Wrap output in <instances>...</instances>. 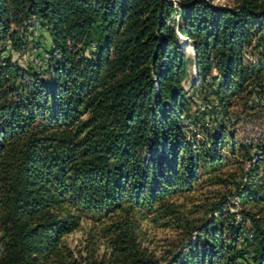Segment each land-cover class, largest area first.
<instances>
[{"label": "trees", "instance_id": "1", "mask_svg": "<svg viewBox=\"0 0 264 264\" xmlns=\"http://www.w3.org/2000/svg\"><path fill=\"white\" fill-rule=\"evenodd\" d=\"M235 1L0 0V264H82L64 239L86 220L102 225L111 252L85 264H163L142 248L137 215L181 225L174 199L222 171L227 148L244 158V187L168 264L248 260L237 249L243 222L227 208L234 197L249 208L248 242H259L253 263H264V217L251 210L264 204V145L239 149L226 127L207 134L204 123L231 121L234 99L264 98V0ZM34 19L52 48L42 67L23 68L4 53L27 48ZM180 35L195 54L194 90L214 100L203 110L183 86ZM250 49L258 62L246 60Z\"/></svg>", "mask_w": 264, "mask_h": 264}, {"label": "rangeland", "instance_id": "2", "mask_svg": "<svg viewBox=\"0 0 264 264\" xmlns=\"http://www.w3.org/2000/svg\"><path fill=\"white\" fill-rule=\"evenodd\" d=\"M215 7L234 6L235 0H207ZM175 26L180 22L177 15L173 17ZM28 38V45L25 50L16 51L8 45L4 56H11L14 62H17L21 67L27 68L32 66L40 68L45 63L47 54L52 48V40L49 30L42 23L34 19L31 21L28 31L25 32ZM186 39V41H184ZM181 44L185 50L188 59L187 72L183 80V86L189 96L194 98L195 106L202 109L206 106L207 101L204 98H209V91L201 89L194 90V85L197 81L198 72L195 70L194 53L190 41L186 37L180 35ZM187 42V43H186ZM248 62H258L260 52H255L250 49L247 52ZM206 100V99H205ZM213 102V99H207ZM231 121H228L222 114L207 118L205 128L208 132L218 129L222 126L228 130V136L234 137L236 146L241 149L243 146L247 148L264 145V98L257 94L242 98L234 99V107L231 109ZM203 132V131H202ZM198 132L195 138L197 141H203L204 133ZM229 158L228 165L216 174L205 173L200 181L194 186L191 192L183 193L181 196L174 199L176 206L181 207L180 210L187 215L182 216L181 225L170 224L167 217H159V213L146 214L145 219L137 215L138 225L140 226V242L142 248H145L148 253L163 261V264L168 262L180 252L186 253L191 242L196 241L198 234L197 226L211 216L212 208L220 202L224 197H231L235 192L236 185L240 184L244 179L245 161L241 154L234 157L227 148L225 151ZM264 175V169L261 171ZM233 200L227 205L230 213L235 215L236 224L243 222L244 236L241 237V243L238 244V250L247 253L246 259H239L235 264H254L253 259L256 258L259 252V242L250 243L247 237L252 233L255 234V229L247 218L240 205L234 206ZM234 210V211H231ZM253 213H260L259 216L264 217V204L251 209ZM258 216V217H259ZM244 218L246 219L244 221ZM186 219L189 222L185 223ZM193 221V222H192ZM192 222V223H190ZM100 223H93L88 220L82 222L80 228L64 239V244L74 255L77 262L85 264L93 260H101L108 258L110 249L108 248V238L101 231ZM228 238L230 236L228 235ZM256 238V234H255ZM253 244V245H251ZM1 251V243H0ZM231 264V263H228ZM264 264V263H262Z\"/></svg>", "mask_w": 264, "mask_h": 264}, {"label": "built area", "instance_id": "3", "mask_svg": "<svg viewBox=\"0 0 264 264\" xmlns=\"http://www.w3.org/2000/svg\"><path fill=\"white\" fill-rule=\"evenodd\" d=\"M245 183H246V178H244L242 180V182L240 183V188L241 189L244 187ZM232 203H233L234 206L238 207L240 205L238 197H234ZM231 211H234V210L231 209ZM215 216H217V214H215ZM250 238H252V235L250 236Z\"/></svg>", "mask_w": 264, "mask_h": 264}, {"label": "water", "instance_id": "4", "mask_svg": "<svg viewBox=\"0 0 264 264\" xmlns=\"http://www.w3.org/2000/svg\"><path fill=\"white\" fill-rule=\"evenodd\" d=\"M194 60H195V70L197 71V64H196L195 54H194Z\"/></svg>", "mask_w": 264, "mask_h": 264}, {"label": "bare ground", "instance_id": "5", "mask_svg": "<svg viewBox=\"0 0 264 264\" xmlns=\"http://www.w3.org/2000/svg\"><path fill=\"white\" fill-rule=\"evenodd\" d=\"M184 41H186V39H185ZM186 43H187V42H186Z\"/></svg>", "mask_w": 264, "mask_h": 264}]
</instances>
